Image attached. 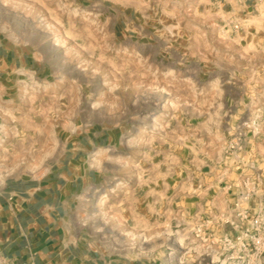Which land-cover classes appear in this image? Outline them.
<instances>
[{
  "label": "rangeland",
  "instance_id": "1",
  "mask_svg": "<svg viewBox=\"0 0 264 264\" xmlns=\"http://www.w3.org/2000/svg\"><path fill=\"white\" fill-rule=\"evenodd\" d=\"M73 151L97 255L264 264V0H0V185Z\"/></svg>",
  "mask_w": 264,
  "mask_h": 264
},
{
  "label": "crops",
  "instance_id": "2",
  "mask_svg": "<svg viewBox=\"0 0 264 264\" xmlns=\"http://www.w3.org/2000/svg\"><path fill=\"white\" fill-rule=\"evenodd\" d=\"M69 162L47 176L6 179L0 185V255L5 264H126L97 255L74 235L70 214L92 168ZM130 264H140L135 261Z\"/></svg>",
  "mask_w": 264,
  "mask_h": 264
},
{
  "label": "built area",
  "instance_id": "3",
  "mask_svg": "<svg viewBox=\"0 0 264 264\" xmlns=\"http://www.w3.org/2000/svg\"><path fill=\"white\" fill-rule=\"evenodd\" d=\"M254 221H255V223H259V218H256V219H254ZM221 242H222V244H223V248L225 249V250H228L229 252L230 251H233L232 253H230L231 255H230V259L231 258H233V253L236 251V250H238V249H236V246H237V242H235L234 241V239H233V237L232 236H230V235H225V237H223L222 239H221ZM243 244V249H241V250H248L247 248H248V246L246 245V244H244V243H242ZM241 257V256H240ZM0 264H5V261H4V259H3V256L2 255H0Z\"/></svg>",
  "mask_w": 264,
  "mask_h": 264
}]
</instances>
